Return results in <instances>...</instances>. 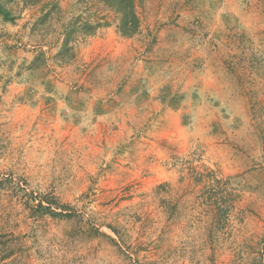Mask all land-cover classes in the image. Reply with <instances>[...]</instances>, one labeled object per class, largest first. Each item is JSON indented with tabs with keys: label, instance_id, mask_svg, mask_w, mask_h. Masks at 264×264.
Masks as SVG:
<instances>
[{
	"label": "rangeland",
	"instance_id": "374dc122",
	"mask_svg": "<svg viewBox=\"0 0 264 264\" xmlns=\"http://www.w3.org/2000/svg\"><path fill=\"white\" fill-rule=\"evenodd\" d=\"M0 2V264H264V0Z\"/></svg>",
	"mask_w": 264,
	"mask_h": 264
},
{
	"label": "trees",
	"instance_id": "16d2710c",
	"mask_svg": "<svg viewBox=\"0 0 264 264\" xmlns=\"http://www.w3.org/2000/svg\"><path fill=\"white\" fill-rule=\"evenodd\" d=\"M99 2L103 3L104 5H107L108 7H111L115 13L118 15L117 20V30L118 33L122 36H130L132 34H135L139 27V20L137 17V14L135 12V4L134 0H98ZM0 17L5 22H14V17L11 15V13L5 9V7L0 2ZM43 200L36 199L34 200V206L42 211V213H45L47 215H50L54 218H70L71 214H65V211L67 210V207L59 206L56 204V202H47L50 204L56 205L55 209L52 210L51 206H43ZM60 210V211H58Z\"/></svg>",
	"mask_w": 264,
	"mask_h": 264
}]
</instances>
